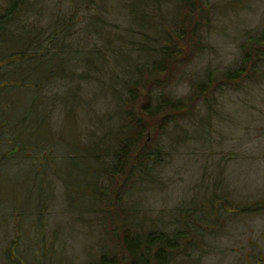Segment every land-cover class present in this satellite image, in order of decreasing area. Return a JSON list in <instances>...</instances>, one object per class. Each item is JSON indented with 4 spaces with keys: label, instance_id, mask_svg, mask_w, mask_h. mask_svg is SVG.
Masks as SVG:
<instances>
[{
    "label": "rangeland",
    "instance_id": "374dc122",
    "mask_svg": "<svg viewBox=\"0 0 264 264\" xmlns=\"http://www.w3.org/2000/svg\"><path fill=\"white\" fill-rule=\"evenodd\" d=\"M104 3L108 10L103 25L123 35L137 29L130 13L136 5L148 14H160L161 17H153L165 20L162 35L173 34L174 17L181 15L182 10L176 0ZM210 3L211 27L202 41L206 42V49L194 54L182 67L177 66L181 56L177 57L175 65L171 63L170 70L158 76L163 81L162 92L173 99L187 97L190 85L202 79L209 69H235L240 60L238 46L244 36L256 33L263 25L264 0ZM77 15L80 19L74 18L73 29L79 30L87 20L84 10ZM89 28L86 40L99 43L95 33L98 27ZM171 37L175 51H188L181 41ZM70 43L76 48H64V56L53 58L49 64L70 67L67 75L60 74L59 87L54 85V79L44 85L38 82L46 67L37 64V57L24 65L28 75L20 76L21 66L11 78L1 76L7 62L0 55V131L2 123L7 122L8 126L0 138L11 142L6 145L7 141H0V150L17 148H10L7 155L0 152V264H90L103 249L101 215L116 213L114 201L108 205L92 195L99 167L90 158L96 149L92 146L102 145L101 136L108 127L99 126V118L113 116V95L95 82L86 87L79 80L85 67L76 61L87 48L83 43L77 45L78 41ZM145 61L152 60L145 56L141 62ZM75 62L78 66L71 68ZM108 63L114 65L112 60ZM73 74L79 99L62 105L60 96L70 90L68 79ZM39 85L51 86L50 90L59 94L58 100H54L55 92L46 91L48 98L42 94L31 108L30 101ZM195 105L193 117L177 120V126L168 134H155L160 162L152 163L145 181H138L134 188L118 195L127 205L137 207L140 217L149 218L147 225L172 233L189 221L201 233L198 248L189 250L190 260L195 261L183 263L185 257L179 256L175 264H264V75L236 88L224 86L210 100H199ZM20 118L23 119L19 124L11 127ZM14 133L20 135L23 145L14 142ZM41 139L48 141L43 149L39 144H25ZM81 139L86 146L81 145ZM156 145L153 140L150 146ZM52 153L54 162L47 165V159L41 156L50 157ZM100 183L105 187L104 180ZM255 204L257 210L246 209Z\"/></svg>",
    "mask_w": 264,
    "mask_h": 264
},
{
    "label": "trees",
    "instance_id": "16d2710c",
    "mask_svg": "<svg viewBox=\"0 0 264 264\" xmlns=\"http://www.w3.org/2000/svg\"><path fill=\"white\" fill-rule=\"evenodd\" d=\"M104 1L0 0V49H2L0 55L4 56L3 59L7 62L6 72L1 75V71L0 75L11 78L12 72L23 66L20 76L24 77L28 75L26 73L28 69L24 65L28 64L26 62L29 59L37 57L39 59L37 64L46 67V72L39 76L38 82L44 85L49 79H54V85L59 87L60 74L67 75L66 70L70 67L68 69L51 65L50 67V61L55 57L64 56L71 47L76 48L72 46L71 41H78L77 45L83 43V47L87 49L80 53L81 59L76 61L85 67L79 80L84 82L86 87L95 82L103 90H107L113 95L112 102L115 107L113 116L111 114L99 118V126L108 127L101 136L102 145L94 143L92 146L96 149L90 158L99 167L98 180L94 181L95 190L92 195L97 201L108 205L114 201L116 213L114 216L101 215L100 222L104 229L103 249L90 264H175L179 256L185 257L183 263H190L195 260H190L189 250L198 248L201 233L198 234L189 221H185L181 230L172 233L147 225L149 218L140 217L138 208L124 203L118 192L134 188L138 181H145L152 163L160 162L156 133L158 136L168 134L177 126V120H188V117H193L196 101L206 102L224 86L236 88L244 82L264 75V21L256 33L244 36L239 44L240 60L235 69L223 72L209 69L202 79L190 85L187 97L173 99L162 92L163 81L159 80L158 76L169 71L170 64L175 65L174 60L177 57L181 56L177 66L182 67L194 57V54L202 53L206 49V42L202 41L211 27L210 15L213 14V4L210 0H176L177 7L182 9L180 11L182 16L178 14L174 17L173 24L176 30H172L173 34L170 35L165 33L162 35L164 31L162 28L166 22L163 18L157 20L153 17H161L159 13L148 14L136 5L130 13L137 29L128 30L127 35H123L103 25L106 21L104 15L108 10L106 4L103 5ZM145 1L149 3L151 0ZM79 10H84L89 17L85 15L86 24L78 30L73 27L74 18L80 19L77 15ZM178 17H181L180 21ZM89 26L98 27L95 33L98 35L99 43L94 44L86 40L85 34H89ZM171 36H174L178 43L181 41L188 51L186 53L179 49L175 51L172 48L174 40ZM162 42L170 44L162 45ZM64 48L67 50L63 51ZM135 56L136 59L133 61ZM145 56L152 61L141 62ZM109 60H112L114 65H110ZM76 62L71 64V68L78 66ZM11 65L14 67L10 68ZM94 77L95 81H92ZM75 79L77 78L74 74L68 79L71 80V87L70 90H66L65 96H60L59 103L62 105H66L65 102L68 100L79 99V94L74 88ZM50 87L44 88L39 85L36 88L30 101L31 108L42 94L47 97L48 91L55 92L54 100H58L59 94L50 90ZM52 87L55 88L53 85ZM123 90L125 92L121 94ZM1 109L3 108H0V117ZM48 111L51 115L53 109ZM22 119L11 127L17 126ZM2 124L3 130L0 134L8 130L7 122ZM13 136L14 142L24 144L20 135L14 133ZM153 140L157 145L151 147ZM0 141L3 143L7 141L6 145L11 144L3 138H0ZM46 142L48 141L41 139L38 143L26 141L25 144H39L43 149L47 145ZM81 145L86 146L87 143L82 142ZM10 148L17 149L13 146ZM9 149L0 152L7 155ZM54 155L52 153L50 157L41 158L47 159V165H50L54 162ZM101 180L105 181V187H101ZM62 181L65 184V181ZM255 207L256 204L253 208L248 206L246 209L257 210Z\"/></svg>",
    "mask_w": 264,
    "mask_h": 264
}]
</instances>
